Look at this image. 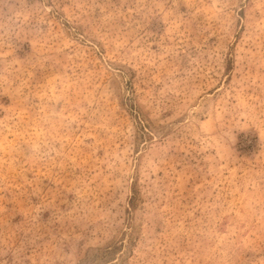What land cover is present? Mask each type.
<instances>
[{"label": "rangeland", "instance_id": "1", "mask_svg": "<svg viewBox=\"0 0 264 264\" xmlns=\"http://www.w3.org/2000/svg\"><path fill=\"white\" fill-rule=\"evenodd\" d=\"M0 264H264V0H0Z\"/></svg>", "mask_w": 264, "mask_h": 264}]
</instances>
